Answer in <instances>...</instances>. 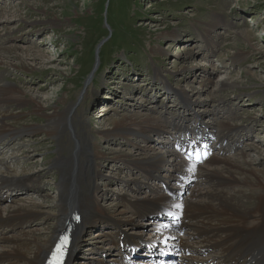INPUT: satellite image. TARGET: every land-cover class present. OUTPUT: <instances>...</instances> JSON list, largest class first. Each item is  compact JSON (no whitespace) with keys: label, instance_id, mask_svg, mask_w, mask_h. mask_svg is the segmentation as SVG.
I'll use <instances>...</instances> for the list:
<instances>
[{"label":"rangeland","instance_id":"374dc122","mask_svg":"<svg viewBox=\"0 0 264 264\" xmlns=\"http://www.w3.org/2000/svg\"><path fill=\"white\" fill-rule=\"evenodd\" d=\"M18 49L27 50L37 60L20 54L22 61L0 62V88L16 91L8 95L15 101L13 105L0 104V119L18 132L0 137V175L20 180L22 187L25 179L31 180L36 189L21 201L27 211L43 212L35 229L44 238L56 227L52 217L57 209L56 188L71 184L61 164L70 159L76 144L65 125L68 118L77 131L85 129L93 137L81 143L86 144V154L95 155L89 165L91 185L97 193L101 191L99 196L104 195L97 202L104 214L115 216L126 201L147 196L136 191L133 183L140 179L125 161L143 164L148 155L162 153L165 161L159 176L172 166L171 156L165 152L171 148L169 131L182 134L179 118L183 120L185 115L178 112L182 93L196 102L189 106L192 114H186V121L194 118L189 122H205L213 128L224 122L235 127L223 132L222 138L239 132L243 143L236 138L239 143L234 139L227 150L213 141L207 144L214 148L209 155L219 150L233 159L245 149L248 175L244 172L241 178L246 177L251 187L241 188V192L248 194L257 190V184L264 185V0H0V54ZM206 58L207 67H201ZM226 82L236 86L231 88ZM53 112L62 113L57 129L49 118ZM146 119L170 123L168 133L152 135L149 141L123 133ZM209 127L206 129L213 130ZM249 133L255 139L250 140ZM233 146L237 152H231ZM188 158L195 165L203 164L194 155ZM66 172L69 175L71 169ZM147 182L152 187L160 183ZM168 187L158 193L176 213L191 186L183 188L178 183ZM245 203L253 205L252 201ZM122 210L116 217L127 219ZM161 218H133L127 233L140 245L127 260L117 248L102 246L104 238L115 235L104 228L111 226L102 222L86 227L73 264H151L153 255L157 260L166 259V251L149 252L147 247V241L154 238L167 243ZM166 221L171 220L166 217ZM172 223L178 220L173 218ZM182 234L172 235L178 240L185 237ZM196 240L188 243L200 248L202 244ZM5 246L0 242V255ZM211 253L193 257L208 254L203 259L209 260L218 251Z\"/></svg>","mask_w":264,"mask_h":264},{"label":"bare ground","instance_id":"6f19581e","mask_svg":"<svg viewBox=\"0 0 264 264\" xmlns=\"http://www.w3.org/2000/svg\"><path fill=\"white\" fill-rule=\"evenodd\" d=\"M208 48L212 49L213 45L212 48ZM19 50L1 53L0 62L7 61L8 63H12L16 59L22 61L20 54L33 61L37 60L27 50ZM205 64L206 62L201 67H207V64ZM226 84L231 88L236 86V83L231 84L226 82ZM12 92V96L16 94L14 88L10 91L6 86L1 87L0 104L10 105L11 103L13 105L15 101L11 97H8L9 93ZM182 94L180 98L178 97L182 105L181 111L178 112L183 113L185 115L184 118H186L192 114L189 106L192 107L196 102L192 103L189 98L184 97ZM103 111L105 110L103 109ZM227 111L230 112L231 110ZM61 117V112H53L49 117L52 120V127L54 126V129H57L59 126ZM180 118L179 128L181 129L179 130L182 134H192L195 132V135H200L199 133H208L205 135L209 137L210 142L213 141L212 130H207L209 126L205 122L199 124L193 121L192 125H188L189 121H192L194 118L187 119L186 124L185 119L181 120ZM66 124L69 130L72 131L76 141L74 152L70 156V159L61 161L62 168L65 171V179L70 177L69 181H71V184L69 188L67 187L68 183L56 188L57 209L52 215V217H55L53 223L56 222V227L51 232V236L44 238V234L35 229L38 225L37 221L43 216V212L36 211L34 214V211H27L25 209L24 203L21 200L22 197L26 198L28 191L26 192V188L21 186L20 180L0 175V190L5 187L8 189L21 188L24 190L18 191L17 194L21 197L17 196L19 198L15 199L19 200H15V203H10L8 207L0 209V219L3 215L4 218L13 216V214L15 215L14 218H9L6 222L0 221V242L6 244V251H3L4 253L0 255V264L2 262L6 264H44L57 238L65 231H69L72 238L71 245L69 244L70 247L66 250V264H73L77 257V246L81 242L80 237L84 229L88 226L96 227L99 223L102 224V222L103 225L111 226L104 227L109 231L107 234L115 233L114 236L104 238L102 246L108 249L112 247L117 248V253L127 260V258H130V252L136 251V247L140 245V241L133 239L127 233V230L133 226L134 217L142 218L146 215L163 216L161 219L165 223L167 239V243H163V240L155 238L153 241L146 240L149 252H152V249L158 248L161 252L163 250L166 251V259L160 258L157 260L159 257L153 255V258H149L151 264L175 263L176 260L172 259L173 255L176 256V259H179L176 264H264V185L257 184V190H250L248 194L241 192V188H245L246 186L251 187L246 177L241 178L244 176V172L248 175L244 168L247 158V154H244V148H239L238 158L233 159L225 157L219 150H215L218 152L217 154L213 152L209 155L208 151H213L214 148H210L207 144L209 141L206 142L205 139L199 142L194 140H187L185 142L182 140V143L177 142L165 152V155L171 156L169 162L172 163V166H168V168H165V166L164 173L161 172V176H159V173L165 161L162 153L148 155L146 162L143 164L125 161L124 164L131 166L136 171V173L134 172L136 174L135 177L140 179L133 183L136 191H144L147 196L138 200L126 201L122 209L127 212V219H119L116 216L123 212L122 209L116 212L115 216H112L102 213L100 211L101 207L97 204L98 198L104 197V195L99 196L98 193L101 191L98 190L97 193L96 189L91 185L93 173L89 169V165L91 160L95 158V155L93 153H90V155L86 154V150L83 148L86 144L81 143L83 139L87 142L89 138L93 137H90L85 129H80L78 132L70 118H68ZM169 125L171 126L170 123ZM169 125L146 119L129 126L125 130L126 132L123 133H127L128 136H141L144 141H149L152 135L168 133ZM209 129H217L220 137V135L224 134L223 132H227V129L232 131L235 127L230 124H224V122H219L215 124L214 128L210 126ZM17 133L15 130L8 129L7 124L0 119V137L9 134L16 135ZM108 135L105 134V137ZM200 137L202 136L200 135ZM220 139L223 138L220 137ZM215 141L214 139V143H216ZM236 143H239L237 139ZM216 144L219 145V143ZM183 146L184 149H181ZM220 146L223 147L221 144ZM229 146V144L225 145L224 150H227ZM234 148L235 146H233ZM176 150L182 151L183 154L187 152L185 155L188 157L189 155H194L203 164L199 166L186 161ZM83 154L85 156L82 159ZM96 157L100 158L101 155L97 154ZM68 168L71 169L69 175L66 172ZM172 174L176 175V177L172 176ZM179 174H181V177H185V179L180 178ZM151 180L153 182L158 181L163 186L158 185L160 183L156 187L149 186L147 181ZM178 183L183 188L190 185L191 190L184 192L183 200L175 213L173 212L174 210H169L170 204L159 195L158 191L162 190L163 187L169 188L168 185L170 184L175 186ZM199 184L201 185L199 186ZM207 185L208 187H204ZM245 201H252V207H248ZM1 203L4 202L0 201V205ZM37 203L34 202V204L39 205ZM100 215H102V218L98 219L97 217ZM166 217L171 221H166ZM173 218H176L178 223L173 224ZM157 220L159 219L157 218ZM154 221L156 222V219ZM29 229L33 230L29 231ZM173 233H179V235L183 233L182 235L185 237H177V240L172 235ZM16 234L21 235V237L18 238ZM97 234L93 235L96 236ZM195 239H198L196 241L202 244L200 248H194L193 245L188 243V240ZM207 251H210V253L218 251V254L212 255L209 260L203 259L204 257L200 258L199 256L193 257V255H201ZM139 256L143 255L137 254V257ZM119 262L121 261L119 260Z\"/></svg>","mask_w":264,"mask_h":264},{"label":"snow or ice","instance_id":"6c2138e0","mask_svg":"<svg viewBox=\"0 0 264 264\" xmlns=\"http://www.w3.org/2000/svg\"><path fill=\"white\" fill-rule=\"evenodd\" d=\"M67 241H65V243H66Z\"/></svg>","mask_w":264,"mask_h":264}]
</instances>
